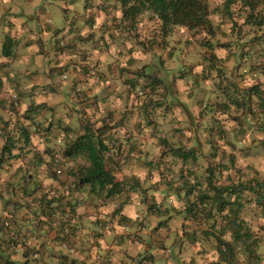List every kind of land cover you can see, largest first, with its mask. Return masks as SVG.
I'll list each match as a JSON object with an SVG mask.
<instances>
[{
	"label": "crops",
	"instance_id": "1",
	"mask_svg": "<svg viewBox=\"0 0 264 264\" xmlns=\"http://www.w3.org/2000/svg\"><path fill=\"white\" fill-rule=\"evenodd\" d=\"M67 1L73 10L83 6L90 12L94 7L96 11L99 9V14L91 20L82 21L79 17L72 20L62 14L61 6L54 0H0V12L16 10L21 15L15 19L0 17V264H206V260L189 259L187 249L180 244L177 247L178 241L168 242L174 236L177 240L183 236V223L177 222L183 215L181 207L177 211L167 209L159 215L157 230L147 235L150 242L128 241L127 238L139 239L136 235L145 233L146 229H138L132 223L107 229L100 219L109 209L100 205L102 212L94 213L97 202L89 186L67 190L79 181V161L69 158L64 163V172L68 169L69 175L60 181L48 159L24 158L26 152L32 156L35 152L44 153L49 147L58 150L60 145H67L76 132H83L81 124L88 115L97 127L114 126L119 118L117 127L110 130L120 137L119 157H136L127 161L124 174L141 178L150 167L147 158L153 142L148 115L161 113L183 115V118L205 115L201 97L197 95L198 89L203 88L198 76L190 86L183 85L176 76L170 82L174 85L172 95L167 100L161 98L160 102L154 95V86L147 87L146 80V87L140 85V90L151 93L141 90L146 95L139 98L134 93V87L139 84L132 80L119 82V65L146 75L153 67L166 64L164 58L158 62L157 56L164 57L167 52L176 55L182 50L181 41L172 49L170 34L163 33L157 39L147 37V47L139 43L140 48L135 44L128 49L129 44L134 46L129 38L118 32L115 34L119 38H115L111 31L110 37L119 39L118 62L113 58L115 49L101 46L108 36L101 28L103 17L106 23L112 20L103 16L101 9L102 5L108 7L119 0ZM8 38L12 40L8 42L9 54L5 55L3 49ZM170 63L175 65L173 61ZM64 69L62 78H70L68 83L56 78ZM94 71L96 75L92 74ZM124 78H127L125 72ZM210 93L220 102L217 88H212ZM172 96L179 100L167 104ZM79 107L85 118L77 112ZM6 145L8 149L4 150ZM143 151L145 158L139 157ZM58 193H63L74 209L66 224L69 228L66 234L58 232V219L52 216L55 211L43 199L46 194L50 198ZM161 234L165 235L164 241H160ZM210 260L209 264H214Z\"/></svg>",
	"mask_w": 264,
	"mask_h": 264
},
{
	"label": "rangeland",
	"instance_id": "2",
	"mask_svg": "<svg viewBox=\"0 0 264 264\" xmlns=\"http://www.w3.org/2000/svg\"><path fill=\"white\" fill-rule=\"evenodd\" d=\"M54 1L56 5L61 6L62 14L69 16L72 20L75 19L74 17H79L82 21L91 20L93 17L97 18L99 14V9L96 11L94 7L90 12L85 11L83 6L73 10L67 0ZM208 3L212 31L209 28L189 30L175 26L168 33L171 36L170 47L176 48L175 45L181 41L183 47L180 49L182 50H179L176 55L167 52L164 57L163 55L157 56L158 62L164 58L166 64L159 65L157 68L153 67L146 74L148 79L147 77L145 79L148 83L147 87L154 86L156 91L154 95L157 96V102H160L161 98L167 100L168 96L172 95L174 85L170 82L176 76L183 81V85L187 83L189 86L194 82V77L198 76V79L202 80L200 83L203 84V88L198 89L197 95L201 97V109L205 115H192V118H183V115H161V113L160 115H154V113L148 115L151 124L147 125L153 142L151 150L148 151L147 161H151L153 164L146 168L139 178L141 186L134 181V178H138V176L124 174L123 170L128 160L136 159L135 155H131V158L127 155L119 157V146L122 145L120 137L109 130L102 137L109 146L107 152L109 167L114 173L119 174V177L116 178L125 182L126 185L120 194L107 198V200L93 194V199L97 202V209H94V213L96 215L98 212L101 213L100 205H105L103 208L109 210L108 214L100 219L102 226L112 230L116 229L117 224L132 223L138 229H146L145 233H141L142 237L141 234L136 235L139 239L144 240L137 238H127V240L140 243L149 240L148 242H150L149 237L147 238L148 233L154 232L159 226V216L153 214L156 200H165L161 206L162 210L168 207L183 208L188 197L190 201H193L195 197H198L199 190H209L210 180L213 182V186L219 187H227L233 183H252L255 185V190L241 192L242 204L239 209L237 207L236 209L241 230L252 232L259 240L254 252L244 249L241 242H234L233 227L229 220L235 214L232 213V217H229L227 210L220 214L216 207H212L213 216L206 217L204 214L209 215L211 209L209 205L203 211L204 221L201 225L197 224L193 218L183 219L182 215L181 220L177 221L184 225L181 231L182 238L177 240L174 236L168 239V242L178 241L177 247L180 244L181 247L186 248L189 259L206 260V264L210 263V259L214 263L221 262L220 264H264V207L258 203V198L264 197V24H260L264 17V0H254V4H257L256 10L245 6L240 0L230 4H227V0H208ZM102 6L104 7L101 9L103 10L102 15L110 16L112 20L106 23L105 16L103 17L101 28L108 32V36L105 37L101 46L115 49L113 58L118 62L119 39L115 41V38H119V35L128 37L129 42L133 43L134 46L129 44L128 49L135 47V44L139 48L140 44L147 47L146 44H149L147 37L154 36L156 38L163 35L162 21L149 11H144L139 15L136 19L137 22L133 25L130 22L121 24L120 21L116 22L117 19H121L120 16L123 14L121 0L118 3L111 2L108 7ZM18 13L16 10L7 14L1 11L0 17L15 19L21 16ZM42 17L45 18V15ZM234 17L236 20L233 19ZM111 31L114 34L117 32L122 34H119L118 37L115 34L116 36L113 38L110 37ZM213 54L216 56L213 57ZM171 61L175 62L174 66L170 63ZM125 69L126 71H124ZM135 71L137 70L119 65V82L122 84L128 79L124 78V72L128 75ZM65 72L64 69L57 73L56 78L61 82L68 83L70 78H62V74ZM131 80L134 81L133 77ZM145 80H140L143 84L136 83L139 85L134 89V93L138 95V98L145 97L146 93L148 95L151 93L144 89L141 90L146 93L140 90V85L141 88L146 87ZM252 86L256 87V91L258 90L257 95L245 93V89ZM212 88H217L220 102L210 95ZM178 100L179 97L172 96L167 104ZM237 100L244 104L238 106ZM77 109V112L83 114L82 107ZM155 109L156 107H154V111ZM223 109H228L224 112L225 115L220 114ZM33 110L36 111L37 107H34ZM21 115H26V113ZM82 118H85V114L82 115ZM85 119L86 121L81 124L82 127L86 124L87 127L91 126L90 128L97 129V125L89 121L91 120L89 115ZM117 119L114 126L108 125L107 127H117L119 118ZM233 129H237L238 133L233 134ZM78 134L80 133L76 132L73 139ZM223 134L225 138H222ZM70 140L72 139L70 138ZM232 141L235 142L233 143V146H236L235 149L230 145ZM211 144H215V153L212 152L214 149ZM196 145L198 146L196 158H192L188 162L183 163L180 158L174 155L176 148L188 150ZM60 146L62 148L60 147L58 150L49 147V150L45 149L44 153L35 152L32 156L27 155L29 153L26 152L24 158L48 159L51 162L59 159L64 164L68 160L65 157L66 145ZM231 157L236 158L234 163L230 160ZM78 161L81 162V159L78 158ZM211 169L215 171L213 176L209 175ZM188 173L192 175L190 180L185 178ZM68 175L67 169L61 176H58V179L64 181ZM195 178L201 183L197 188L195 186V192L184 200L185 191L188 192L190 185H196ZM257 182L262 185V188L257 185ZM189 183L191 184L189 185ZM210 193L214 194V190H210ZM118 208L130 218L128 221L121 218L119 214L117 216L114 214ZM126 221L127 223H125ZM203 231L209 233L225 231L222 237L234 244V255L230 256L227 261L222 256L220 258L217 240ZM193 232L196 233V242L191 241L187 236ZM164 234H161L163 237L160 241L165 240Z\"/></svg>",
	"mask_w": 264,
	"mask_h": 264
},
{
	"label": "trees",
	"instance_id": "3",
	"mask_svg": "<svg viewBox=\"0 0 264 264\" xmlns=\"http://www.w3.org/2000/svg\"><path fill=\"white\" fill-rule=\"evenodd\" d=\"M235 1L237 0H227V4H230ZM240 1H242L245 6L247 5L253 10L257 9V4H254V0H240ZM121 4H122V12H123L122 19L120 21L121 24L130 22L133 25L137 22L136 19H138L139 15L143 14L144 11L145 12L149 11L150 13H152L153 16L157 17L160 21H162V30L165 35L168 34L175 26H180L183 28H187L189 30H199V29L203 30L205 28H209V30L212 31L211 29L212 26L209 18L210 8H209L208 0H121ZM233 19L236 20V17H234ZM260 24L261 25L264 24V17L260 21ZM11 40L12 39L8 38L4 45L3 52L5 55L9 54V52L7 51L8 42H11ZM215 56L216 55L213 54V57ZM92 74H96L95 71ZM131 74L132 75L129 74L127 75L128 79L126 80L130 81L133 77L134 81L133 80L132 81L134 83L137 82L139 83L138 80L140 79V76H143L142 78L144 80L147 77V75L140 74L139 72H131ZM135 88L136 86L134 87V89ZM245 93L250 95H257L258 90L256 91V87L252 86L248 89H245ZM240 102L241 101L237 100L236 104L238 106L244 104ZM225 111H228V109H223V113ZM263 111H264V106H263ZM147 124H151L150 118H148ZM90 127H87V125L85 124L82 127L83 132L78 134V136L75 139L71 140L66 145L65 157L67 159L72 158L77 161L78 158L81 159L80 166L78 169L79 181H77L76 183H72L73 186L71 187L70 185L67 188V190L68 191L76 190L78 186L86 185L89 186L91 193L96 194L98 198H103L104 200H107V198H112L120 194L123 191L124 186L126 184L123 181L117 180L116 175L112 171V168L109 167V161H108L109 156L107 155V152L109 151V146L102 137L105 134H107V132H109L111 128L107 127L106 125L97 127V129H92ZM232 132L233 134L234 133L237 134L238 130L233 129ZM222 138H225L224 134ZM233 143L235 142L232 141L230 145L233 146ZM211 147L214 149L212 152L215 153L216 152L215 144H211ZM233 148L235 149L236 146H233ZM7 149H8V145L4 147V150ZM197 149H198L197 145L194 148L192 147L188 150L176 148L174 155L180 158L183 161V163H185L192 158H196ZM144 153L145 151L142 152L140 157L143 156L145 158L146 154L143 155ZM212 156H214V154H212ZM230 160L234 163L236 158L231 157ZM149 162L150 165L153 164L151 163V161ZM156 164H158V162H156ZM61 167L65 169L63 161L61 163ZM53 171L55 175L58 176L54 168ZM214 172L215 171L211 169V171H209V175L213 176ZM191 176H192L191 173H188L185 176V178H188V180H190ZM195 180H196V185H190L191 183H189L190 189L188 190V192L185 191L186 194L184 200H186V197L190 196L191 193H194L198 185L201 183L198 181V179L195 178ZM134 181L140 184V186L142 185L139 177L138 178L135 177ZM257 185L259 187L262 186L259 182H257ZM209 186H210L209 190H204V189L199 190L198 197H195L193 201H190L188 197L186 205L183 206L182 208L183 219L186 220V218L189 217L195 219L197 224L199 225L203 224L204 221L203 211L206 210L205 208H207L208 205L211 207V209L209 210V215L204 214L206 217L213 216L212 207H216L220 214L225 213V211L227 210L228 211L227 214L229 215V217H232V213H234L235 214L234 217L230 218L229 220L230 224L233 227L232 234H233L234 242H241L244 249H247L250 252H254L255 246L258 245L259 240L257 237H255L252 234V232L247 230L246 231L241 230L237 209H239V207L242 204L241 192L246 190H255L254 187L255 185H253L252 183L249 184L233 183L232 185L227 187H222V186L219 187L215 185L213 186V182L210 180ZM210 190H214V194H211ZM47 196L48 195L46 194L43 199L46 203L50 205L51 209L55 211L52 212L53 214L52 216L58 219L57 222L59 224V227L57 228L58 232L59 231H63L64 233L65 231L67 232L69 228L67 227L66 224L68 223L69 216L71 215V213H73L71 212L74 210L73 206L69 205V201L63 197L65 196L63 193H58V195L56 196L53 195L50 198H48ZM261 197L262 199L258 198V203L261 204L262 207H264V200H263L264 197L263 196ZM164 201L165 200L155 201L153 214L159 216L163 214V212H165L167 209H170L169 207L164 210L161 209L162 208L161 206L163 205ZM70 206L72 209L70 208ZM202 206H206V207H202ZM68 208H70L71 210L69 211ZM173 208L176 209L177 211V207L176 208L173 207ZM114 214L116 216L119 214L121 218L128 221L129 217L125 216L124 214L122 215L120 208L116 209ZM168 218L170 217L168 216ZM127 221L125 223H127ZM204 232H206L209 236L212 235L217 240L218 242L217 250L220 254V258L222 256L224 257L225 261H227L230 256L234 255L235 252L234 244L231 241L222 237L225 231H221L219 233L217 232L209 233L208 231H203V233ZM187 236L191 239V241L196 242L195 232ZM98 256L101 257L100 253L98 254ZM220 263L221 262L214 264H220ZM70 264H74V263H70Z\"/></svg>",
	"mask_w": 264,
	"mask_h": 264
},
{
	"label": "built area",
	"instance_id": "4",
	"mask_svg": "<svg viewBox=\"0 0 264 264\" xmlns=\"http://www.w3.org/2000/svg\"><path fill=\"white\" fill-rule=\"evenodd\" d=\"M54 164H55L54 169H55L56 173L57 174H62L63 168L60 165L59 159H55Z\"/></svg>",
	"mask_w": 264,
	"mask_h": 264
},
{
	"label": "clouds",
	"instance_id": "5",
	"mask_svg": "<svg viewBox=\"0 0 264 264\" xmlns=\"http://www.w3.org/2000/svg\"><path fill=\"white\" fill-rule=\"evenodd\" d=\"M55 161V160H54ZM54 161H52V164H54ZM60 161V160H59ZM62 161H60V165H61ZM55 164L53 165V168H54ZM64 173V169H63V172L62 174ZM62 174H58V176L62 175Z\"/></svg>",
	"mask_w": 264,
	"mask_h": 264
}]
</instances>
